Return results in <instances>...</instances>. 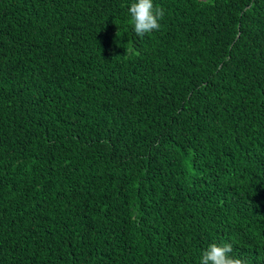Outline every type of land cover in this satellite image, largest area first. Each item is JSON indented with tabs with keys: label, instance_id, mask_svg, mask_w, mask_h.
Returning a JSON list of instances; mask_svg holds the SVG:
<instances>
[{
	"label": "trees",
	"instance_id": "obj_1",
	"mask_svg": "<svg viewBox=\"0 0 264 264\" xmlns=\"http://www.w3.org/2000/svg\"><path fill=\"white\" fill-rule=\"evenodd\" d=\"M0 0V264H264V0Z\"/></svg>",
	"mask_w": 264,
	"mask_h": 264
},
{
	"label": "clouds",
	"instance_id": "obj_2",
	"mask_svg": "<svg viewBox=\"0 0 264 264\" xmlns=\"http://www.w3.org/2000/svg\"><path fill=\"white\" fill-rule=\"evenodd\" d=\"M133 30L137 36H143L161 27L159 21L164 17L162 7H154L153 0H131L127 6ZM232 243L208 244L201 251L200 264H250L248 258L232 255Z\"/></svg>",
	"mask_w": 264,
	"mask_h": 264
}]
</instances>
